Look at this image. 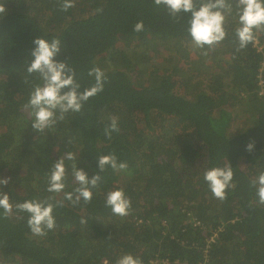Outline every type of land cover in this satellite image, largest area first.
I'll use <instances>...</instances> for the list:
<instances>
[{
	"label": "trees",
	"instance_id": "obj_1",
	"mask_svg": "<svg viewBox=\"0 0 264 264\" xmlns=\"http://www.w3.org/2000/svg\"><path fill=\"white\" fill-rule=\"evenodd\" d=\"M0 3V178L10 177L0 191L13 205L9 216L0 210V264H116L126 254L143 264H264V205L251 184L264 172V30L239 48L236 0L221 10L225 38L203 49L187 31L190 13L172 17L153 0H72L67 11L63 0ZM36 37L60 39L55 59L80 91L94 85L92 67L105 77L80 112L44 132L24 108L43 83L26 72ZM112 117L119 130L109 139ZM68 152L77 158L64 161L65 188L50 193L51 168ZM108 154L127 168L100 172L89 203L64 199L78 187L73 166L91 179ZM229 164L220 201L204 173ZM117 189L131 201L123 217L105 204ZM25 200L53 203L55 227L33 235L15 208Z\"/></svg>",
	"mask_w": 264,
	"mask_h": 264
},
{
	"label": "clouds",
	"instance_id": "obj_2",
	"mask_svg": "<svg viewBox=\"0 0 264 264\" xmlns=\"http://www.w3.org/2000/svg\"><path fill=\"white\" fill-rule=\"evenodd\" d=\"M157 6H164L169 15L178 16L180 13H190L187 31L192 38V43L203 49L205 46L212 48L220 43L226 36L224 30V15L222 9L229 8L226 0H153ZM238 9V20L240 27L236 30L239 48L247 46L254 39L253 30H264V0H236ZM73 7L72 0H63L61 10L67 11ZM6 9L3 3H0V14H4ZM135 32L143 30V21L135 24ZM35 47L31 50V60L26 65L28 75L37 74L43 82L42 85L34 87L30 93L26 110H30V115L34 117L31 124L36 132H44L53 127L58 121L65 118L69 112L78 113L81 111L84 102L90 97L95 96L103 90L104 73L99 67H92L88 71L89 76L95 77L93 86L80 91V84L75 80L74 70L66 62L57 61L55 57L61 52V41L59 38H53L51 42L41 37L33 40ZM205 55L207 53H204ZM262 67L257 73V85L264 86L262 77ZM117 118L112 117L111 123L105 128L104 133L109 139L111 133L118 131ZM253 144L246 145V150L251 151ZM77 157L68 152L64 157L59 158L53 164L49 178L47 191L50 193H60L64 190V178L66 174L65 159L75 160ZM97 167L99 172L94 174L91 179L88 178L85 171L73 166V176L78 184L74 192L64 194V199L73 204L79 203L81 199L84 203H89L92 198L91 188L98 185L101 177L100 172L110 167L119 171L127 168L126 162H119L113 154L101 155L97 158ZM233 171L230 164L225 167H215L204 173V180L213 194V196L223 201L226 199V189L231 186ZM10 177L0 178V187L9 183ZM256 188L258 203L264 205V172H261L251 181ZM54 199L48 197V200ZM60 206L63 201H57ZM105 204L111 208L114 215L126 216L129 214L131 201L126 197L123 189L109 191L106 195ZM53 203L47 201L25 200L17 203L15 208L19 212L28 214L27 225L33 235L43 236L46 230L55 227V219L52 215ZM0 210H3L4 216L12 214L13 205L10 203L9 196L0 191ZM84 223L85 221H81ZM153 260L150 264L163 263V259ZM166 260V259H165ZM116 264H143L139 258H134L130 254L120 257Z\"/></svg>",
	"mask_w": 264,
	"mask_h": 264
},
{
	"label": "rangeland",
	"instance_id": "obj_3",
	"mask_svg": "<svg viewBox=\"0 0 264 264\" xmlns=\"http://www.w3.org/2000/svg\"><path fill=\"white\" fill-rule=\"evenodd\" d=\"M180 87H182V86H180ZM181 90V89H180Z\"/></svg>",
	"mask_w": 264,
	"mask_h": 264
},
{
	"label": "built area",
	"instance_id": "obj_4",
	"mask_svg": "<svg viewBox=\"0 0 264 264\" xmlns=\"http://www.w3.org/2000/svg\"><path fill=\"white\" fill-rule=\"evenodd\" d=\"M212 239H213V238H212ZM212 239H211V240H212Z\"/></svg>",
	"mask_w": 264,
	"mask_h": 264
}]
</instances>
